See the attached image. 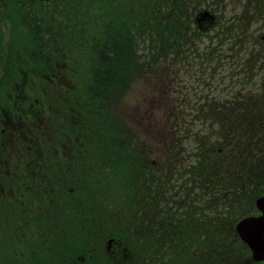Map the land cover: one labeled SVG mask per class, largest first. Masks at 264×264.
Here are the masks:
<instances>
[{"label":"trees","instance_id":"trees-1","mask_svg":"<svg viewBox=\"0 0 264 264\" xmlns=\"http://www.w3.org/2000/svg\"><path fill=\"white\" fill-rule=\"evenodd\" d=\"M193 10L189 0H0V106L9 108L7 115L16 111L15 114L29 125L27 117L36 120L42 113L51 114L53 107L57 117L64 113L68 114L66 119L71 120L72 116L87 115L90 103L96 100L98 139L101 146L105 145V138L111 141L104 152L103 148L98 149L97 174L86 177V187L81 189L95 186L92 190L97 195L96 237L92 238L88 232L81 233L76 245H71L75 253L72 255L64 250L61 252L60 249L64 248L53 245L51 240L56 235L44 239L34 237L28 244L32 247L7 241L9 244L5 247L11 250L0 255V264L248 263L229 216L213 215V219H205L203 214H197L196 208L214 202V196L189 209L188 215L194 221L187 224L185 220H178L176 217L180 219L182 207L188 204L182 201L187 202L189 198H177L178 192H182L180 185L175 186V190L172 188L174 172L165 170L160 177L149 165L148 170L144 168L140 173L135 172L134 165L141 147L124 125L120 126L112 119V123L106 121L100 110V105H107L109 98L119 94L122 79L130 81L131 73L140 61L139 44L148 41L149 49L153 50L150 60L156 61V50L163 51L168 43L172 45L171 41L181 36L182 22L187 23L191 19ZM82 61H86L83 66L86 71L84 81L85 71H79L82 75L76 71V65L83 64ZM96 61L97 73L88 76L87 70L90 74ZM61 65L71 68L62 72L69 78L68 92L63 93L67 95L64 107L58 105L60 98L57 94L48 95L46 92V89H55L48 75L54 73L53 68ZM74 70L76 73L71 75ZM33 79L34 83H31ZM78 89L85 93L79 96ZM0 116H5L1 110ZM256 118L253 113V118L246 116L239 120ZM66 119L59 121L64 127ZM262 119L263 116L259 121ZM67 132L77 137L79 127L71 124L69 130L68 125ZM131 141H135L133 146ZM22 153L28 154V151ZM198 157L186 170L193 175L188 181H198L203 188L211 180L203 170L210 162L218 164L216 161L222 158L219 155L218 160L209 155L201 158V154ZM58 161L55 163L58 164ZM177 161L173 159L174 163ZM73 163L80 165V162ZM249 180L251 178H242L239 187H245ZM221 182L218 178L216 183ZM230 184L235 186V191L239 189L238 184ZM164 187V192L168 193L165 205L155 211L149 205L157 195L162 194ZM87 192L82 191L81 196ZM188 193L186 191L183 196H188ZM106 194L109 202L102 199ZM143 197L145 208L141 211ZM198 197L199 194H194L190 201ZM126 200L129 202L124 203ZM79 204L83 203L79 201ZM79 204L75 199L63 210L54 209V212L58 217L70 216L71 210L75 211ZM147 207L151 209L148 214ZM66 211L70 214H65ZM186 226L191 230L187 237ZM109 239H114V249L110 251L106 248ZM43 241L48 247L40 244Z\"/></svg>","mask_w":264,"mask_h":264},{"label":"rangeland","instance_id":"rangeland-1","mask_svg":"<svg viewBox=\"0 0 264 264\" xmlns=\"http://www.w3.org/2000/svg\"><path fill=\"white\" fill-rule=\"evenodd\" d=\"M192 2L197 10L202 11L206 2L207 7H211L214 0H192ZM222 2L225 8L222 6L220 9L219 4L217 12H215L217 16H221V21L220 23L218 21L215 26L209 29L208 36L194 35L190 29L186 28V22H182L181 31L183 33L181 36L171 41L172 45L168 43L163 51H156L163 55L161 59L146 61L150 58L152 50L149 47L142 49L140 46L138 50L140 53L138 54L139 62L148 64L147 70L136 72L134 78L131 77L129 82L126 79L120 81V92L112 97L111 108L107 113V117L122 121L127 131L132 132L139 145L145 149L147 155H143L140 160L136 161L134 165L135 172L141 170L142 165L146 163H149L151 170L156 172L164 171L165 168L167 170L172 169L171 171L181 178V185L184 186L188 183V179L192 180L193 177L186 170L187 163L191 160L189 151L194 152L197 143L200 144V147H203L209 141H218L213 137L216 134L220 135L221 132V117L217 110L218 105L224 102L234 104L231 108H233V112L238 113L239 110L235 106L248 102V105L253 107L249 110L250 112L254 111V107L264 110V95L262 96L264 94V66L260 71L258 68L251 67L256 61H264V17L257 18L258 15L263 16L264 13L259 12L255 3L256 0H222ZM262 2L264 7V0ZM261 10H264V8ZM194 18H202V14H197ZM238 18H244V23L239 24ZM230 24L234 27L230 34L235 35L239 42L238 47L240 49L235 47V51L232 49L233 40H230L228 35L224 34L221 29L223 25L229 26ZM208 32L205 30V33ZM196 37L198 40L201 38V40L195 44L197 46L195 52L190 45ZM210 43L213 46L221 44L219 47L225 55L222 61L218 55L211 61L207 59V49ZM196 56L200 60L202 58V60H194ZM231 57L235 59H230ZM82 62L83 64L76 65L78 73L79 71H85L83 66L86 61ZM237 62L241 64L240 72ZM62 67L64 66L62 65ZM96 69L97 61L92 64L90 74V71L87 70V75L93 76L97 73ZM53 71L57 72V67L53 68ZM79 74L82 75V73ZM83 74L84 81L86 71ZM247 95L249 96L247 97ZM235 96L239 97L236 99ZM204 102L209 103V107H213L214 110L211 114H219L218 125L215 123L209 124L204 118H201L202 116H197L204 108ZM173 113L175 114V121L170 120ZM178 120L182 122L178 128L180 137L177 138L174 134V126L179 122ZM173 122L175 123L172 125L173 133L171 132V135V129L168 126ZM254 122V126L248 129L251 132L249 146L242 153L238 152V155L235 156L234 151L230 158L226 159L224 156L225 158L216 161L218 164L210 162L206 170H203L205 175L208 174V180L211 177L209 184L202 188L201 184L198 181L195 183L194 180L186 185V189L181 190L182 194L178 192L177 198H189L187 202L182 201V203L188 204L182 207L180 219L178 216L176 217L178 220H185L187 224L194 221V218L188 215L189 209L196 208L197 204H202L206 200H211V196H214V202L196 208L197 214H203L205 219H213V215H227L236 224L243 216L254 212V201L258 192V188L254 185L259 175L257 176L258 168L252 163L251 159L258 156L259 148L263 149L264 147V119L261 121L254 120ZM123 123L119 122V125H123ZM186 149H188V152H185ZM181 151L185 152L190 160L183 163L175 162L174 164L173 159L175 161L176 158H181ZM246 155L249 158H246ZM215 158L218 160L214 155L213 159ZM247 164L248 166H244ZM263 165L264 163L261 164V166ZM241 168L246 170L247 177L250 174L252 178L246 182L245 187L242 189L239 187L236 191H231L235 189V186L228 184L227 181L228 179L239 180L238 170ZM163 175L161 174L162 177ZM251 176L248 178L250 179ZM218 178L221 179V183H216ZM184 191L189 192L188 196H183ZM194 194H199V197L191 202L190 200ZM144 198H141V211L145 208L143 206ZM102 199L109 202L107 194ZM164 199L163 191L162 194L155 197L149 207H153L155 211L159 210L165 205L166 201ZM128 202L129 200L124 201V203ZM108 207H110V203H108ZM105 208L108 209L107 206ZM146 209L148 214L151 209L148 207ZM94 210L97 211V204ZM172 210L174 211L175 208L172 207ZM14 213L15 209L9 208L7 218ZM185 232L187 237L191 232L190 228L186 226ZM24 234L26 233L24 232ZM11 236L15 239V242L24 245L19 234L12 233ZM56 243L59 247H62L60 242ZM25 246L27 247L26 244ZM26 247L23 248L24 251ZM111 248L114 249V246L112 245ZM244 254H249L245 247Z\"/></svg>","mask_w":264,"mask_h":264},{"label":"water","instance_id":"water-1","mask_svg":"<svg viewBox=\"0 0 264 264\" xmlns=\"http://www.w3.org/2000/svg\"><path fill=\"white\" fill-rule=\"evenodd\" d=\"M259 208L264 213V198L258 201ZM237 231L241 239L246 242L253 251L255 261L264 260V216L261 218L249 217L237 225Z\"/></svg>","mask_w":264,"mask_h":264},{"label":"flooded vegetation","instance_id":"flooded-vegetation-1","mask_svg":"<svg viewBox=\"0 0 264 264\" xmlns=\"http://www.w3.org/2000/svg\"><path fill=\"white\" fill-rule=\"evenodd\" d=\"M4 121H5V119H4ZM7 122H8V123H4V122H3V124H4L5 127H7V126L10 127V129H11V135H10V140H9V141L12 142V143H14L15 132H14L12 126H11L12 121H11L10 119L7 118ZM6 143H7V141H6Z\"/></svg>","mask_w":264,"mask_h":264}]
</instances>
